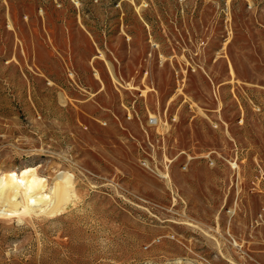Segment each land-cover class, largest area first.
<instances>
[{"label":"rangeland","instance_id":"rangeland-1","mask_svg":"<svg viewBox=\"0 0 264 264\" xmlns=\"http://www.w3.org/2000/svg\"><path fill=\"white\" fill-rule=\"evenodd\" d=\"M0 180V264H264V0H0Z\"/></svg>","mask_w":264,"mask_h":264},{"label":"bare ground","instance_id":"bare-ground-1","mask_svg":"<svg viewBox=\"0 0 264 264\" xmlns=\"http://www.w3.org/2000/svg\"><path fill=\"white\" fill-rule=\"evenodd\" d=\"M32 188L29 184L17 189L13 183L0 180V216H19L20 214L51 215L62 210V206L71 200L68 194H28ZM185 262V261H184ZM176 263H179L176 262ZM142 264H157L145 262Z\"/></svg>","mask_w":264,"mask_h":264}]
</instances>
